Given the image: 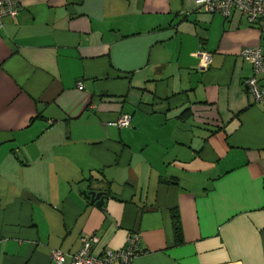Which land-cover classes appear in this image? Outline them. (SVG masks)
I'll list each match as a JSON object with an SVG mask.
<instances>
[{"label": "crops", "instance_id": "obj_1", "mask_svg": "<svg viewBox=\"0 0 264 264\" xmlns=\"http://www.w3.org/2000/svg\"><path fill=\"white\" fill-rule=\"evenodd\" d=\"M16 2L0 28V264L129 232L134 264H264V108L239 55L264 30L194 0Z\"/></svg>", "mask_w": 264, "mask_h": 264}, {"label": "built area", "instance_id": "obj_2", "mask_svg": "<svg viewBox=\"0 0 264 264\" xmlns=\"http://www.w3.org/2000/svg\"><path fill=\"white\" fill-rule=\"evenodd\" d=\"M197 7L209 13H219L229 17L233 11L242 13L250 24H258L264 30V0H194ZM16 0H0V28L6 17H15L18 12ZM197 55L206 64L211 61V54L200 49ZM239 55L248 60L251 73L242 79L251 101L264 108V43L256 46L241 48ZM80 86V83H78ZM129 114L121 115L117 120L109 122L110 125L127 127L130 124ZM99 238L95 234H81L79 247L75 252L68 253L52 248L50 258L56 264H62L70 258L71 264H134L135 257L141 253L139 235L128 233L125 244L118 249H104L95 251Z\"/></svg>", "mask_w": 264, "mask_h": 264}, {"label": "water", "instance_id": "obj_3", "mask_svg": "<svg viewBox=\"0 0 264 264\" xmlns=\"http://www.w3.org/2000/svg\"><path fill=\"white\" fill-rule=\"evenodd\" d=\"M80 192L87 198L90 199L92 202H95L97 205H102L104 202V197L105 194L104 192H96L94 190H86L82 189L81 187L79 188Z\"/></svg>", "mask_w": 264, "mask_h": 264}, {"label": "trees", "instance_id": "obj_4", "mask_svg": "<svg viewBox=\"0 0 264 264\" xmlns=\"http://www.w3.org/2000/svg\"><path fill=\"white\" fill-rule=\"evenodd\" d=\"M171 218H172V225H173L174 234H175V240L177 242H180L182 240L181 226H180V218L176 210L172 211Z\"/></svg>", "mask_w": 264, "mask_h": 264}]
</instances>
